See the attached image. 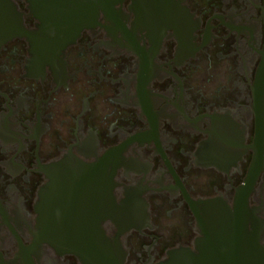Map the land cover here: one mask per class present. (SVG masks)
<instances>
[{
  "label": "flooded vegetation",
  "instance_id": "1",
  "mask_svg": "<svg viewBox=\"0 0 264 264\" xmlns=\"http://www.w3.org/2000/svg\"><path fill=\"white\" fill-rule=\"evenodd\" d=\"M9 4L70 42L45 64L0 31V264H98L117 226L122 264L201 226L264 245V0Z\"/></svg>",
  "mask_w": 264,
  "mask_h": 264
},
{
  "label": "water",
  "instance_id": "2",
  "mask_svg": "<svg viewBox=\"0 0 264 264\" xmlns=\"http://www.w3.org/2000/svg\"><path fill=\"white\" fill-rule=\"evenodd\" d=\"M9 2L10 0H0V15L3 16V20L0 21V31L4 35L1 41L15 37L27 39L33 54L45 64L49 58L56 55V52L69 45L70 38L61 33L65 29V22L43 21L40 32H28L22 22L11 20L18 13ZM42 15L46 18L45 12ZM49 31L55 34H48ZM117 228L119 233L116 237L114 253L112 248L109 252L108 247L99 245L92 248L94 252L85 251V254H98L100 258L98 264H122L120 260L123 252L120 240L122 236L133 230L134 226H117ZM201 228L204 237L196 244L195 251L186 247L173 249L168 253V258L159 264H264V245L259 239L258 226H253L252 229L249 226H201ZM71 249L75 251L76 247Z\"/></svg>",
  "mask_w": 264,
  "mask_h": 264
}]
</instances>
